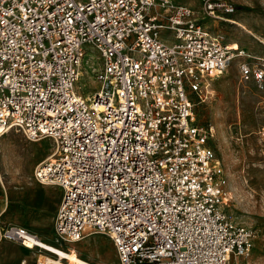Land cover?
I'll return each mask as SVG.
<instances>
[{
    "label": "built area",
    "instance_id": "obj_1",
    "mask_svg": "<svg viewBox=\"0 0 264 264\" xmlns=\"http://www.w3.org/2000/svg\"><path fill=\"white\" fill-rule=\"evenodd\" d=\"M224 6L206 0L211 15ZM88 46L101 61V88L90 97L76 88ZM237 57L241 82L257 85L264 106V56L225 42L188 4L0 0V136L54 139L34 178L62 190L56 243L105 234L117 264H232L250 255L255 231L227 210L214 127L200 124L192 98L205 102ZM2 240L38 253L34 264H58L24 226H0Z\"/></svg>",
    "mask_w": 264,
    "mask_h": 264
},
{
    "label": "rangeland",
    "instance_id": "obj_2",
    "mask_svg": "<svg viewBox=\"0 0 264 264\" xmlns=\"http://www.w3.org/2000/svg\"><path fill=\"white\" fill-rule=\"evenodd\" d=\"M174 1L190 5L199 22L225 42L250 54L264 56V0H221L225 6L215 15L206 10V0ZM87 50L81 67L83 76L76 85L77 91L85 96L101 88L98 77L90 74L87 62L100 69L99 53L90 46ZM242 60L235 58L224 75L211 82L212 93L205 102L195 95L192 98L200 124L214 127L211 143L227 180V210L238 223L255 231L250 255L232 264H264V140L260 134L264 106L257 85L241 82ZM54 145L52 137L31 141L15 131L0 138V180L7 188V192L0 194V226L19 224L39 233L43 242L95 264H117L113 242L105 234H89L69 247L54 241L57 206L50 201L41 206L31 193L32 183H29L35 180L36 166L49 156ZM37 254L20 243L0 241L1 264H21L24 259L26 264H34Z\"/></svg>",
    "mask_w": 264,
    "mask_h": 264
},
{
    "label": "crops",
    "instance_id": "obj_3",
    "mask_svg": "<svg viewBox=\"0 0 264 264\" xmlns=\"http://www.w3.org/2000/svg\"><path fill=\"white\" fill-rule=\"evenodd\" d=\"M29 183H32L31 193L36 197V200L38 202H40L41 206H43L45 203L50 201L51 205H53V206L56 205L57 206V210H58V207H59L61 199H62V190H61V188L56 187V186L43 185V184L38 183L36 180H34L32 182H29ZM57 190L60 191V195H58ZM4 191L7 192V188L2 183V181L0 180V194H2ZM24 193L27 194V192H24ZM26 194H24L25 197H26ZM57 210H56V212H57ZM2 213H3V211H2ZM17 225H19V224H17ZM24 260H26V259H24Z\"/></svg>",
    "mask_w": 264,
    "mask_h": 264
},
{
    "label": "bare ground",
    "instance_id": "obj_4",
    "mask_svg": "<svg viewBox=\"0 0 264 264\" xmlns=\"http://www.w3.org/2000/svg\"><path fill=\"white\" fill-rule=\"evenodd\" d=\"M232 46L235 47L234 45H232ZM87 62L89 63V67L91 69L90 74H93L92 77L95 78L96 74H94V72L97 71V69H95V67L93 66V63H90L89 61H87ZM82 76H83V71L81 69L79 81L81 80ZM86 97H90V94H86ZM2 136H4V135H1L0 138ZM1 179H2V177H1ZM40 242H42L44 244V247H46V249H48L49 251H52V253L57 255V258L54 260H56L58 262V264H66V263H69V264H95V263H93L89 260H86L84 258H81L80 256L75 255V254H73V253H71V252H69V251H67L61 247L55 246L53 244H48L47 242L45 243L42 240Z\"/></svg>",
    "mask_w": 264,
    "mask_h": 264
}]
</instances>
